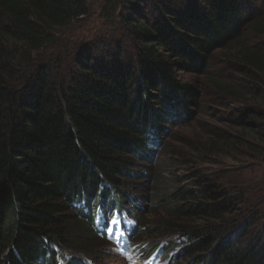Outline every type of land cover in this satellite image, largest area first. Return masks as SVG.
<instances>
[{
	"label": "trees",
	"instance_id": "1",
	"mask_svg": "<svg viewBox=\"0 0 264 264\" xmlns=\"http://www.w3.org/2000/svg\"><path fill=\"white\" fill-rule=\"evenodd\" d=\"M258 1L105 0L110 29L102 38L44 58L59 36L77 34L72 27L88 16L89 0H0V264L94 262L93 252L107 245L93 227L95 205L123 208L116 189L136 161L153 160L173 120L193 121L198 95L178 72L207 76L210 89L238 108L229 133L183 139L176 165L186 173L154 195L166 213L146 255L162 247L181 264H264V186L211 173L223 148L247 139L257 152L249 141L264 143V55L253 45L264 38ZM227 49L247 71L237 70L246 81L240 91L206 72L214 53ZM151 231L137 222L133 240L147 243Z\"/></svg>",
	"mask_w": 264,
	"mask_h": 264
},
{
	"label": "rangeland",
	"instance_id": "2",
	"mask_svg": "<svg viewBox=\"0 0 264 264\" xmlns=\"http://www.w3.org/2000/svg\"><path fill=\"white\" fill-rule=\"evenodd\" d=\"M104 1L105 0H89L90 12L88 16H86L82 22L72 27L77 34L59 36L57 41L58 46L54 51H50L48 55L45 54L44 58L46 56L59 57V54H62V56L64 54L69 56L72 50L74 51L75 44L87 39L89 40L93 34L97 36L100 35L99 37L102 38V32H107L110 29L102 16L103 12L100 11ZM263 3L264 0H259L256 3L255 9L258 13L262 11ZM253 45L256 52L264 55V38L255 39ZM235 54V51L228 49L215 52L213 58L209 62L210 67L206 71L208 75L212 74V76L220 78L221 81L231 86L234 92L242 90V86L246 85V81L241 78L242 76H240L239 71L241 73H247V71L238 69L239 62L236 60ZM237 70L239 71L237 72ZM177 77L180 78L183 83L190 85L197 92L199 100H197V107L193 108V121L185 126L186 123L184 121L180 122L179 120H173V122L168 125V131L165 133L162 141L159 145L154 146L155 151L152 155L153 160L149 163L145 161H136L135 165L132 167L134 175L128 179L124 178V188L121 187L116 189V192L120 194L123 200V204L130 206L136 213V220L139 224V228L143 230L144 227L145 230H148L150 226L152 227V238L149 240L147 239V243L144 244L137 243L136 240H133V244L140 246L133 247L129 245L124 247V254H120V252L117 251L118 255L116 253L115 255L108 245L109 237L110 239H117L121 236L117 219H114L107 229V239H104L103 235L100 236L105 243L107 240L106 247L98 252H93L91 255L94 259V262H92L93 264H181V261H170L168 256L171 252L170 250H164L163 252L159 250L151 257H146L147 248L155 243L153 238L156 236V232L161 230L158 224L166 213L164 209L165 205L159 207L153 205L155 200L160 199L154 195L158 193V196H161V193L167 192V189L174 185L175 177L182 176L186 173V167L184 165H176V160L179 159L178 154L181 152L180 150L183 146H185V138L191 140L199 139L200 136L203 137L204 132L207 133L211 129L229 133L230 129L228 124L230 115H232L233 110L238 107L217 96L212 89H210L208 84L209 80L206 79L207 76H195L178 72ZM240 109L247 110V105L240 106ZM262 134H264V131H262ZM245 141L246 144L244 143L240 146L235 147V145L233 146L231 144L230 147L223 148L225 159L223 161L220 160L218 164L211 167L213 169L211 173L216 177H220L219 171L222 170L225 173V175L222 176L223 179L242 187L249 188L253 184H261L264 186V143L257 139L253 141L250 140L249 144H253L258 148L257 152H253L247 150V139H245ZM235 152L238 155H236ZM226 154H229L230 157L227 158ZM156 165H158L159 172L154 175L149 166L153 167ZM155 176L158 179L156 181L154 178ZM141 215H145L144 219L141 218ZM157 241L159 243L162 240L160 239ZM110 242L114 244L112 245L113 249L123 243L120 240H112ZM148 242L150 243L149 246ZM141 247H143V254ZM65 253H67L69 258L70 254L73 252L67 250Z\"/></svg>",
	"mask_w": 264,
	"mask_h": 264
}]
</instances>
